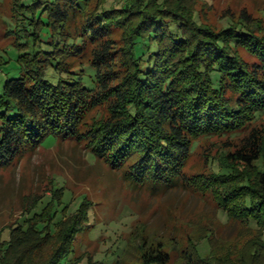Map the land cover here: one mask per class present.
<instances>
[{
	"label": "trees",
	"instance_id": "16d2710c",
	"mask_svg": "<svg viewBox=\"0 0 264 264\" xmlns=\"http://www.w3.org/2000/svg\"><path fill=\"white\" fill-rule=\"evenodd\" d=\"M15 5L7 28L15 56L0 54V168L49 138L86 142L132 183L165 190L188 184L211 193L229 219L264 231V138L257 128L240 148L221 153L217 170L185 176L198 141L237 137L264 115L263 30L200 24L193 0ZM100 109L105 115L91 117ZM52 199L0 240V264L41 263L44 249L33 248L51 240L61 223L57 248L42 262L75 264L74 239L85 216L65 220L64 199ZM84 202L77 210L85 215ZM203 240L211 239L188 238L185 264H264L263 239L224 256L204 253ZM142 256L143 264L170 262L162 250Z\"/></svg>",
	"mask_w": 264,
	"mask_h": 264
},
{
	"label": "rangeland",
	"instance_id": "374dc122",
	"mask_svg": "<svg viewBox=\"0 0 264 264\" xmlns=\"http://www.w3.org/2000/svg\"><path fill=\"white\" fill-rule=\"evenodd\" d=\"M193 2L200 24L221 30L244 23L264 31V0ZM15 3L16 0H0V54L4 57L8 56L6 51L15 56L13 40L7 34ZM241 54L252 61L245 52ZM95 115L100 117L105 111H95L91 117ZM254 128L264 138V115L237 137L198 141L185 176L206 175L212 169L217 170L215 160L221 153L240 148L241 141ZM89 151L86 142L49 138L38 150L0 168L1 241L9 240L13 228L26 226L25 221L41 213L55 195L64 199L63 204L68 207L65 220L73 215H82V219L85 216L74 239L71 257L74 256L75 264H143V253L152 249L169 253L168 264H185L183 250L189 245V237L197 239L207 235L211 240H203L199 247L204 253L213 249L215 256H224L229 251L238 255L243 249H251L254 240H264V231L229 219L211 193L188 184L170 190L160 186L141 187L132 183L123 170H115ZM55 189L58 192L54 195ZM82 202L88 208L85 215L86 210L79 213L77 210ZM54 204L58 218L62 210L57 201ZM61 224L51 240L33 248L44 249L42 261L57 248V237L64 228V223ZM42 261L31 264H43Z\"/></svg>",
	"mask_w": 264,
	"mask_h": 264
}]
</instances>
